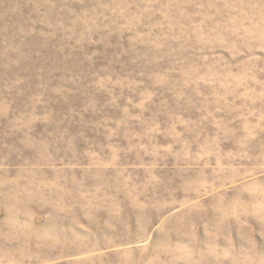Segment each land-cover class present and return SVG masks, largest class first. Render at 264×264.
<instances>
[{
	"label": "rangeland",
	"instance_id": "rangeland-1",
	"mask_svg": "<svg viewBox=\"0 0 264 264\" xmlns=\"http://www.w3.org/2000/svg\"><path fill=\"white\" fill-rule=\"evenodd\" d=\"M0 264H264V0H0Z\"/></svg>",
	"mask_w": 264,
	"mask_h": 264
}]
</instances>
